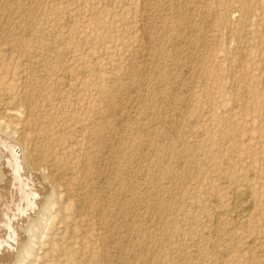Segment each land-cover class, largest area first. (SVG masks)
<instances>
[{"label": "rangeland", "instance_id": "374dc122", "mask_svg": "<svg viewBox=\"0 0 264 264\" xmlns=\"http://www.w3.org/2000/svg\"><path fill=\"white\" fill-rule=\"evenodd\" d=\"M4 95L43 136L38 153L50 137L69 145L65 183L107 135L108 101L118 109L120 156L101 161L113 181L101 175L95 197L121 202L120 264H264V0H0ZM234 192L250 204L240 221ZM51 212L16 227L32 250L15 240L0 264H100L102 223L73 222L71 201ZM80 240L93 261L72 254Z\"/></svg>", "mask_w": 264, "mask_h": 264}, {"label": "bare ground", "instance_id": "6f19581e", "mask_svg": "<svg viewBox=\"0 0 264 264\" xmlns=\"http://www.w3.org/2000/svg\"><path fill=\"white\" fill-rule=\"evenodd\" d=\"M10 101L11 100L7 98L6 95H4V97L0 96V105H6L3 112L0 114V135L7 138L0 139V163L3 169V172L0 173V208L2 207V209H0V251H2L0 255L2 259L12 257V248L15 246V240L18 241L17 245L21 251H26V254L27 251L32 250L28 245L24 246V244L17 239L16 229H21L22 225L20 227V223L25 222V224H32L36 223L38 219L42 220L44 217L47 218V220H51L53 216L51 211H53L54 206H60V204L71 201L74 205L75 219L73 222H80L82 218H84V220L88 218H97L104 227L106 234L99 239V243L102 245V251L99 254L97 263L120 264L118 255L122 249L121 243L124 241L120 237V234L117 235L115 214L121 202H115L114 197L106 191H103V194L99 198L95 197L97 193L101 192L98 185V179L101 175H109L110 181H113L111 177L113 170L111 173H108V171L104 172L100 168V166L103 165L101 161L105 160L109 162L108 160L112 154L117 157L120 156V153H114L119 145L117 138V133L120 131L118 109L115 108L113 103L108 101V107L110 108V111L107 113L108 120H104L101 128V131H103L104 134L107 133V135L98 137L97 144L94 146L92 153L86 155L83 163H81L82 166L79 174L74 177L73 182L69 181L65 183L62 181L61 173L58 172V170L61 166H65L70 158L69 145L55 137H50V149L48 151L49 155L53 157L50 158L44 150H42V153H38L36 140L38 138H43V136L38 133L32 134L26 132L23 125L20 126V122L17 123L19 114L23 113L24 109L23 107L22 111L16 110L15 108V110L9 109L8 104H10ZM94 112L98 114V111ZM27 113H30V109L25 108V114ZM27 145L32 147L33 151L23 152ZM117 180H121L123 186H126L128 183L126 179ZM132 184L130 183L128 186L134 189ZM233 194V203L227 215L232 218V220L240 221L248 216L250 204H248L246 200L245 193L234 192ZM37 196L39 198H37ZM61 196L63 200L60 202ZM129 201L130 200H126L124 205L129 206ZM58 210V215L61 216V221L57 222L58 227H62L60 225H64L63 222H65V220L66 224L60 231L54 233V239L56 240L61 234L60 232L62 230V232H64L68 226L67 217H65L62 207H59ZM111 211H113V213L112 215L110 214V216L109 212ZM116 220L118 221V219ZM32 228H35V226H31V229ZM79 229L82 230L81 228ZM87 236H84V239H87L86 243H91L90 236ZM52 243L53 245L51 246L57 245L55 240L52 241ZM4 244H7V246L3 248ZM78 244L80 250L72 254L74 255L77 253L76 258L79 259L84 257V253L87 252L90 261H93L95 255L90 250H87L90 245H85V247H83L84 243L81 240ZM2 248L6 251L1 250ZM16 258L17 257H15V260Z\"/></svg>", "mask_w": 264, "mask_h": 264}]
</instances>
